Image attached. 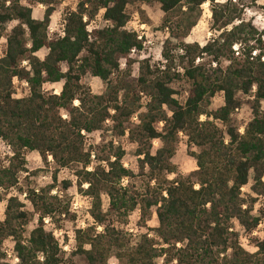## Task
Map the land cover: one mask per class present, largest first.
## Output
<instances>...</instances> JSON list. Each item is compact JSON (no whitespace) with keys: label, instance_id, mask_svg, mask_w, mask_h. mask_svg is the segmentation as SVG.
I'll use <instances>...</instances> for the list:
<instances>
[{"label":"trees","instance_id":"16d2710c","mask_svg":"<svg viewBox=\"0 0 264 264\" xmlns=\"http://www.w3.org/2000/svg\"><path fill=\"white\" fill-rule=\"evenodd\" d=\"M60 1L0 0V40H6L0 59V140L13 155L6 166L0 164V202L1 192L18 184L24 153L36 152L46 164L51 158L57 170L80 167L76 186L92 201L94 224L75 232L73 255L86 264H108L112 256L120 264H157L161 258L164 264H264V240L254 253L246 252L232 226L236 222L251 235L260 223L252 215L255 199L246 206L241 195L250 175L251 193L264 199V30L243 18L244 4L257 0H79L65 16L63 35L52 39L49 25ZM137 4L159 5L161 30L168 38L162 69L145 64L132 80L120 70V62L129 68L131 52L142 50L138 36L126 30L127 8ZM206 4L212 37L204 46L186 44ZM37 5L44 7L42 20L33 17ZM101 11L109 26L89 34L87 27ZM43 50L47 52L39 59L36 55ZM86 75L105 83V91L93 95L81 84ZM15 79L28 89L19 99L14 97ZM181 79L190 87L184 102L172 88ZM56 84L62 85L58 95L45 92L44 86ZM217 95L223 105L210 110ZM141 96L146 100L143 109ZM242 97L249 99L251 119L240 134L231 116L242 107ZM134 115L137 123L131 126ZM107 128L118 137L127 133L135 144L139 169L147 171L143 194L123 186L134 176L123 166L120 149L102 160L104 165L87 171L94 156L86 149L85 135ZM180 135L196 150L190 157L197 170L190 177L168 180L177 173L173 159ZM155 140L160 145L152 153ZM51 181L46 190L27 196L39 215L27 238L25 206L18 198L8 199L0 222V264H9L2 262L1 252L7 239L13 241L17 264H65L64 253L43 223L47 217L69 215L58 196H49L57 185L54 175ZM62 186L66 189L70 182ZM102 195L109 201L107 213L101 210ZM137 210L140 225L145 227L151 210L158 225L134 243L130 235L105 224L109 214L126 221Z\"/></svg>","mask_w":264,"mask_h":264},{"label":"rangeland","instance_id":"374dc122","mask_svg":"<svg viewBox=\"0 0 264 264\" xmlns=\"http://www.w3.org/2000/svg\"><path fill=\"white\" fill-rule=\"evenodd\" d=\"M228 0H217V3L223 4ZM26 2V0H23ZM79 0H61L60 3L55 7V12L52 15V26H50V38H57L63 28L65 16L68 12L75 9ZM44 13V7L35 6V18L42 17ZM99 13V16H101ZM127 14L130 17L129 22L126 25V30L135 33L137 36H141L142 50L133 51L130 54L131 66L127 68V63L123 60L120 62V70L126 71L130 75V79L136 80L141 68L148 64L151 69H162L163 59L162 51L163 44L168 38L166 31L161 30V22L163 19V13L160 10L158 4L152 5H141L137 4L129 6L127 8ZM97 16L93 21H96L97 28H103L104 21L102 17ZM243 18L247 22H251L252 25L259 31L264 30V0H257L255 3L247 1L244 4V15ZM211 26V13L209 5L203 6V14L201 20L197 26L191 31L189 36L184 40L186 44H199L204 46L212 37L210 30ZM11 25L7 26V33L10 30ZM6 33V34H7ZM6 50L5 38L0 40V59L4 56ZM45 53L41 52L38 54V58L42 59ZM25 63V65L23 64ZM22 66H26L27 62H23ZM65 71V68L62 67ZM116 75L111 78L114 81ZM81 84L87 88L93 95H100L106 89V84L97 78L90 75H86L82 78ZM61 84L47 85L44 86V90L48 94L58 95L61 91ZM14 97L19 99L28 94V89L23 85V82L14 80L13 83ZM172 88L175 90L177 95L175 98L179 102H184L188 95L189 84L181 79L176 81ZM242 107L231 116L232 125L240 130H244L245 125L251 119V109L246 104L247 98H243ZM145 98L140 97L139 105L143 109L145 106ZM223 105L222 95H217L211 103L210 110H217ZM264 108V105H263ZM65 117V115H63ZM204 118L202 117V120ZM131 126H135L137 123V117L134 115L130 121ZM222 128L220 125H218ZM130 127V126H129ZM162 127L159 124L158 130ZM223 129V128H222ZM85 145L94 158H91L92 164L87 168V171H91L96 165H104L102 160L109 157H113L117 149L124 152L122 163L123 166L130 170L133 174V178L124 181L123 186H128L131 191L143 194L146 185V170L142 173L139 169L138 158L136 156V146L128 140V135L125 133L124 136L118 137L116 132L112 128H107L106 131H102L92 135H85ZM159 141L155 140L152 143V153L159 148ZM195 149L187 147L186 139L180 135V141L177 146V152L173 159V164L177 168V173L174 175H168V180H174L177 176L190 177L196 170V163L190 157V152H195ZM13 158L10 147L3 141L0 140V164L6 166ZM24 166L23 170L18 175V184L12 187L8 191L1 192L2 201L0 202V222L5 218V209L7 201L10 197L18 198L20 203L24 207V211L27 212V224L23 227V237L27 238L28 234L37 226L39 215L34 212L30 202L27 200V196L30 191L36 193L41 190H46L51 184V177L54 175L57 180V185L49 193V196H58L60 206L68 210L69 215H63L61 217L55 216L53 218H44V228L47 232H50L55 237L59 247L64 253L65 264H86L83 257L74 256L75 252V232L78 230H84L88 227L93 226V220L90 217L92 209V201L89 197L81 193L77 186V172L80 171V167L76 166L71 169L57 170L55 165L52 163L51 158H48L47 164L44 163L36 152H25L23 155ZM250 175L249 184L241 189V195L243 200L246 202V206L250 205V200L255 199V203L252 207V215L260 220V223L255 229L254 233L257 235L253 236L245 234L240 226L236 222L232 223L233 230L238 233V241L241 247L249 253L256 251V245L261 242V236L264 235V199L256 197L250 191L252 185ZM63 182H70V186L64 189L62 186ZM83 189L86 186L82 187ZM109 201L105 195L101 196V210L103 213H107ZM106 225H111L118 230L130 235L131 241L134 243L137 237L147 232V229H154L157 227L156 216L151 210L150 215L147 218L146 225L143 227L140 225V213L134 211L130 216L127 217L126 221L118 218L114 215H110L106 218ZM102 228L98 227L97 231H101ZM260 238V239H259ZM14 244L12 239H7L1 246V252L4 254L2 262L9 264H16L14 261ZM164 258L157 261V264H164ZM108 264H120L113 256L108 260Z\"/></svg>","mask_w":264,"mask_h":264},{"label":"built area","instance_id":"2783aa9c","mask_svg":"<svg viewBox=\"0 0 264 264\" xmlns=\"http://www.w3.org/2000/svg\"><path fill=\"white\" fill-rule=\"evenodd\" d=\"M84 21H86V20H84ZM64 26V25H63ZM97 25H96V21H92L90 24H89V26L87 27V30H88V33L89 34H91V31H93L94 29H102V28H97L96 27ZM107 26H109V23H107V22H104V26H103V28L104 27H107ZM62 31H63V28H62ZM62 31H61V33H60V35L59 36H62L63 35V33H62ZM58 36V37H59ZM138 40H141V36H138ZM133 52V51H132ZM24 65H25V63H23ZM25 87H27V85L26 84H23ZM243 129L242 130H240V134H242L243 133ZM252 235L253 236H255V235H257V233H252ZM260 239V238H259ZM261 240H264V235L263 236H261ZM14 253V252H13ZM14 261H15V263L17 264V262H18V260L16 259V257H15V253H14Z\"/></svg>","mask_w":264,"mask_h":264},{"label":"crops","instance_id":"0c3cea01","mask_svg":"<svg viewBox=\"0 0 264 264\" xmlns=\"http://www.w3.org/2000/svg\"><path fill=\"white\" fill-rule=\"evenodd\" d=\"M37 6L40 7L41 5H37ZM42 7H43V6H42ZM100 13H102V14H100L101 16H99V15H98V16H99V17H102V15H103V11H101ZM34 16H35V7L33 8V17H34ZM42 18H43V16H42V17H39V16H38V17H36V18L34 17V19H36V20H42ZM52 24H53V23H52V17H51V21H50V25H49V31H50V26H52ZM41 52H44V53L46 54L47 51H46V50H43V51H41ZM41 52H40V53H41ZM38 54H39V53H38ZM38 54H37L36 56H38ZM42 59H43V58H42ZM23 67H27V65H26V66H23ZM15 80H17V79H15ZM23 84H25V83H23ZM26 88H27V87H26Z\"/></svg>","mask_w":264,"mask_h":264}]
</instances>
